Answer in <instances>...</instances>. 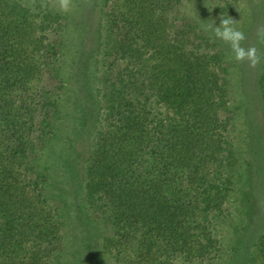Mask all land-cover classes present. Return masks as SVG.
Segmentation results:
<instances>
[{
  "label": "trees",
  "instance_id": "trees-1",
  "mask_svg": "<svg viewBox=\"0 0 264 264\" xmlns=\"http://www.w3.org/2000/svg\"><path fill=\"white\" fill-rule=\"evenodd\" d=\"M187 1L101 7L99 105L82 181L86 203L109 228L113 261L129 254L118 264L222 261L218 228L231 211L235 116L223 52L186 12ZM229 7L219 0L217 10ZM24 9L10 0L0 15V264H64V215L40 167L63 118L54 56L61 40L56 14H45L40 25L51 35L32 38L37 51L24 49ZM32 70L40 82L31 91ZM82 70L81 88L93 97L89 65ZM27 243L32 254H17ZM254 247L260 263L250 254L244 264H264V225Z\"/></svg>",
  "mask_w": 264,
  "mask_h": 264
},
{
  "label": "rangeland",
  "instance_id": "rangeland-1",
  "mask_svg": "<svg viewBox=\"0 0 264 264\" xmlns=\"http://www.w3.org/2000/svg\"><path fill=\"white\" fill-rule=\"evenodd\" d=\"M6 2L10 0L2 1L0 15L6 14L3 10ZM41 2L19 0L25 8L22 14L27 18V35L21 44L28 51H37L32 38L41 36L45 42L51 35L45 25H40L43 16L56 14L57 32L53 34L61 43L54 56L64 81L59 97L63 118L54 139L40 158V167L48 178V198L57 207L59 215H64L62 263L118 264L123 258H129V254H121L120 261H113L106 240L109 228L86 203L82 181L85 161L92 148L94 118L98 113V76L107 20L101 7L105 6V0H74L75 7L69 14H62L53 7L55 0H46V8L41 7ZM218 2L188 0L185 10L203 29L213 21L219 26L222 16L233 18L246 33L244 46L254 45L264 53V43L256 35L257 28L264 26V0H222L231 8L227 13H219ZM114 3L115 10L123 9V0H114ZM205 32L223 52L235 116L232 137L237 161L231 177L234 183L230 193L231 211L226 224L218 228L224 246L219 264H244L250 254L260 263L254 241L264 225V63L253 69L247 63L235 62L229 46ZM35 61H38L37 57ZM86 64L89 65L93 97L80 85L84 79L81 69ZM39 82L38 71L32 70L28 78L30 90ZM31 245L25 244L17 254H32L35 246L32 249Z\"/></svg>",
  "mask_w": 264,
  "mask_h": 264
},
{
  "label": "clouds",
  "instance_id": "clouds-1",
  "mask_svg": "<svg viewBox=\"0 0 264 264\" xmlns=\"http://www.w3.org/2000/svg\"><path fill=\"white\" fill-rule=\"evenodd\" d=\"M41 7H48L46 0H42ZM53 7L62 14H69L75 4L74 0H55ZM204 30L210 32L213 39L229 46L235 62L247 63L248 67L253 69L264 63V53H261L256 46H244L247 40L246 33L237 26V21L233 18L222 16L219 26L213 21L212 24H206ZM256 35L257 39L264 43V26L257 28Z\"/></svg>",
  "mask_w": 264,
  "mask_h": 264
}]
</instances>
